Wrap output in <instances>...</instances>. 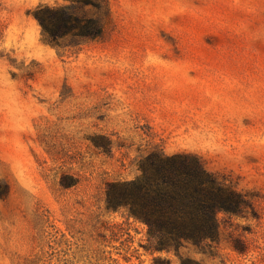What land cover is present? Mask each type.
Returning a JSON list of instances; mask_svg holds the SVG:
<instances>
[{"label":"rangeland","instance_id":"rangeland-1","mask_svg":"<svg viewBox=\"0 0 264 264\" xmlns=\"http://www.w3.org/2000/svg\"><path fill=\"white\" fill-rule=\"evenodd\" d=\"M48 7L82 28L45 41ZM161 153L241 194L216 241L106 210ZM0 264H264V0H0Z\"/></svg>","mask_w":264,"mask_h":264},{"label":"trees","instance_id":"trees-1","mask_svg":"<svg viewBox=\"0 0 264 264\" xmlns=\"http://www.w3.org/2000/svg\"><path fill=\"white\" fill-rule=\"evenodd\" d=\"M59 10L48 7L37 15L47 42H58L54 33L58 24L82 28L80 16L66 12L63 18ZM157 157L150 167L143 166L137 178L108 182L106 210H125L128 220L145 224L148 242L144 246L151 252L179 251L186 244L216 241L220 235L218 213L240 212L244 205L241 194L224 185L199 156L161 153ZM173 172L178 177L172 179Z\"/></svg>","mask_w":264,"mask_h":264}]
</instances>
